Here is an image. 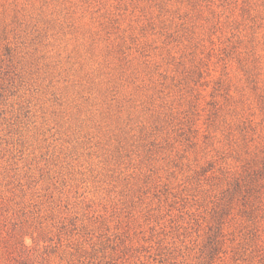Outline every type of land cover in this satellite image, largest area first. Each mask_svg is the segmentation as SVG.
<instances>
[{"label":"rangeland","instance_id":"374dc122","mask_svg":"<svg viewBox=\"0 0 264 264\" xmlns=\"http://www.w3.org/2000/svg\"><path fill=\"white\" fill-rule=\"evenodd\" d=\"M0 264H264V0H0Z\"/></svg>","mask_w":264,"mask_h":264}]
</instances>
